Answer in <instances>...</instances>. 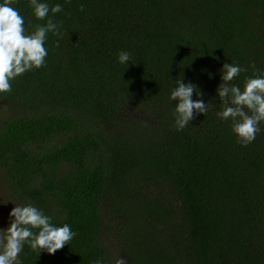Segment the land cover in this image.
Wrapping results in <instances>:
<instances>
[{"label":"trees","instance_id":"1","mask_svg":"<svg viewBox=\"0 0 264 264\" xmlns=\"http://www.w3.org/2000/svg\"><path fill=\"white\" fill-rule=\"evenodd\" d=\"M40 2L63 5L62 37L0 93V183L76 236L54 255L26 243L22 264H264V122L245 147L216 115L225 62L242 89L264 73V0ZM177 79L208 104L182 131Z\"/></svg>","mask_w":264,"mask_h":264},{"label":"clouds","instance_id":"2","mask_svg":"<svg viewBox=\"0 0 264 264\" xmlns=\"http://www.w3.org/2000/svg\"><path fill=\"white\" fill-rule=\"evenodd\" d=\"M70 2V0H69ZM14 0H3L0 3V93L12 91L11 81L28 71L46 66L48 50L45 42L48 33L62 37L61 23H56L54 16L63 11V5L48 3L40 0H29L33 14L38 20H46V24L29 25L34 30L25 27V18L20 11L12 7ZM84 10V6H80ZM52 16H49V13ZM59 40L56 47H59ZM121 64L131 61V54L121 51L118 54ZM135 63V62H133ZM252 67L255 69V63ZM247 71L239 64L225 62L220 69L221 83L217 93L222 105L216 115L221 120H231L232 131L237 142L248 146L254 142L261 132L260 124L264 122V73L246 77L243 89L231 83L241 72ZM196 93L199 99H193ZM170 100L176 101L173 110L174 128L182 131L189 122L200 114L206 115L208 104L203 100V93L196 91V85L185 83L183 79L176 80V87L170 93ZM10 223L6 232L0 233V264H22L20 254L27 243L33 251H46L54 255L70 244L76 233L67 223L55 226L52 218L42 209L31 203L13 207L9 213ZM33 229H38L34 232ZM94 264H102L97 260ZM115 264H126L124 258H118Z\"/></svg>","mask_w":264,"mask_h":264},{"label":"rangeland","instance_id":"3","mask_svg":"<svg viewBox=\"0 0 264 264\" xmlns=\"http://www.w3.org/2000/svg\"><path fill=\"white\" fill-rule=\"evenodd\" d=\"M15 205L18 206L17 202L9 194L5 185L0 183V233L6 232L10 223L9 213Z\"/></svg>","mask_w":264,"mask_h":264}]
</instances>
